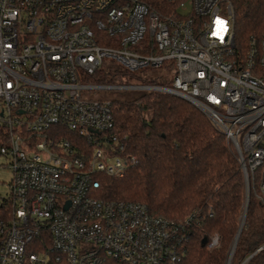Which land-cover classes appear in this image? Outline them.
<instances>
[{
    "label": "built area",
    "instance_id": "obj_1",
    "mask_svg": "<svg viewBox=\"0 0 264 264\" xmlns=\"http://www.w3.org/2000/svg\"><path fill=\"white\" fill-rule=\"evenodd\" d=\"M110 66L175 77L86 81ZM103 90L187 100L225 136L264 204V35L242 55L230 2L0 0V157L12 171L0 191V264H181L196 213L173 221L99 196L100 177L137 164Z\"/></svg>",
    "mask_w": 264,
    "mask_h": 264
},
{
    "label": "trees",
    "instance_id": "obj_2",
    "mask_svg": "<svg viewBox=\"0 0 264 264\" xmlns=\"http://www.w3.org/2000/svg\"><path fill=\"white\" fill-rule=\"evenodd\" d=\"M220 1L233 6L236 45L245 55L251 40L260 41L264 35V0ZM155 71L159 70L128 73L110 66L86 81L124 85L138 78L144 85L170 84L161 78L140 77ZM139 93L133 100H111L118 134L137 164L121 179L100 177V198L144 204L151 214L173 221L196 213L199 225L190 229L181 264H226L246 204L235 152L225 136L187 101L161 92ZM258 191V183L251 184L232 264H242L251 256L248 264H264V204ZM216 234L220 244L210 249L209 240Z\"/></svg>",
    "mask_w": 264,
    "mask_h": 264
},
{
    "label": "rangeland",
    "instance_id": "obj_3",
    "mask_svg": "<svg viewBox=\"0 0 264 264\" xmlns=\"http://www.w3.org/2000/svg\"><path fill=\"white\" fill-rule=\"evenodd\" d=\"M189 10H190V7H189ZM140 77L144 79H148V80L155 79V78H161L165 81H171L172 79H174L175 74L172 71L163 70V71L148 72L145 74L142 73L140 74ZM128 84L132 86L142 85V81L138 78H134L131 81H129ZM98 93L99 94L97 96L99 97H105L110 100L115 99V100H123V101L133 100L140 96L139 92L123 91V90H103ZM11 179H12V171L8 166V162L4 157H0V191L3 195H5L9 191L8 184L10 183ZM226 264H227V261H226Z\"/></svg>",
    "mask_w": 264,
    "mask_h": 264
},
{
    "label": "water",
    "instance_id": "obj_4",
    "mask_svg": "<svg viewBox=\"0 0 264 264\" xmlns=\"http://www.w3.org/2000/svg\"><path fill=\"white\" fill-rule=\"evenodd\" d=\"M181 99H182V98H181ZM183 100H184V99H183ZM185 101H187V100H185ZM187 102H188V101H187ZM245 193H246L245 211H244V214H243V219H242V223H241V226H240V230H239V232H238V234H237V237H236L235 242H234V245H233V251H235V249H236V245H237V242H238L239 236H240V234H241V231H242V229H243V226H244V224H245V220H246V211H247L248 199H249L248 187H247L246 183H245ZM205 242H206V239L204 240V243H205Z\"/></svg>",
    "mask_w": 264,
    "mask_h": 264
}]
</instances>
